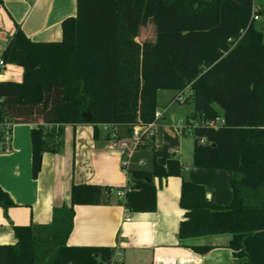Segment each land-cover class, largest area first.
Masks as SVG:
<instances>
[{
	"label": "trees",
	"instance_id": "1",
	"mask_svg": "<svg viewBox=\"0 0 264 264\" xmlns=\"http://www.w3.org/2000/svg\"><path fill=\"white\" fill-rule=\"evenodd\" d=\"M135 7L139 22L144 10L151 14V39L139 38L131 23ZM253 10L254 0H78L77 15L62 23V41L36 42L18 27L2 54L24 69L22 81H0L4 150L9 122L36 124L31 130L36 178L43 153L56 150L46 124L114 123L131 130L154 119L160 90L189 87L194 164L233 172L234 195L229 205H217L207 199L203 184L184 179L180 236L230 232L238 264H264V33L254 25ZM218 118L217 126L205 123ZM153 148L156 159L160 151ZM181 170L175 158L167 166L154 161L151 169L133 167L125 205L136 212L156 210L155 178ZM110 191L74 183L71 204L56 207L50 223L13 225L16 242L0 244V264H107L115 248L67 240L75 206L100 203ZM15 205L0 185L6 216Z\"/></svg>",
	"mask_w": 264,
	"mask_h": 264
},
{
	"label": "crops",
	"instance_id": "2",
	"mask_svg": "<svg viewBox=\"0 0 264 264\" xmlns=\"http://www.w3.org/2000/svg\"><path fill=\"white\" fill-rule=\"evenodd\" d=\"M254 25L264 33V0H254ZM78 12V0H0V45L5 49L18 27L36 42H59L64 37L62 23ZM256 22H259L257 24ZM23 67L7 63L0 81H22ZM188 95L185 102L176 97ZM189 87L183 91L160 90L158 108L160 119L154 158V148L146 145L134 156L133 167L139 159L167 166L172 158L182 165L181 175L156 177L157 208L154 211L129 210L116 190L129 183L121 167L119 139L128 137L125 124L116 127L117 138L103 124L56 123L46 124L48 143L56 150L43 153L42 167L35 178L32 170V138L34 123H8L9 142L4 150L0 125V185L16 203L6 216L0 207V244H13L16 237L13 225L48 224L56 207L71 204L74 183H93L110 186L103 201L77 204L73 229L68 244L74 246H110L124 253V264H238L230 248V232L182 238L180 225L186 209L180 204L183 180L203 184L206 197L217 205H229L233 200V172L224 169L202 168L194 164L191 154L183 155V138L187 119L195 111L189 98ZM185 117V119H183ZM58 134V135H57ZM209 246L208 252L196 247Z\"/></svg>",
	"mask_w": 264,
	"mask_h": 264
},
{
	"label": "built area",
	"instance_id": "3",
	"mask_svg": "<svg viewBox=\"0 0 264 264\" xmlns=\"http://www.w3.org/2000/svg\"><path fill=\"white\" fill-rule=\"evenodd\" d=\"M256 17V7L254 5V10L252 14V18ZM244 32V31H243ZM4 48L0 45V73H2L7 65V62L4 60L2 54L4 52ZM179 102H185L187 97H185L183 92H180L176 97ZM163 117V111L157 108L155 110L154 119L148 123H140L136 124L130 130V134L128 137L119 139V147L121 151V167L126 175L130 174L131 169L133 168V160L135 153L142 147L146 145H151L156 147V138L158 137L159 127H160V119ZM221 123V119L206 121V124L217 126ZM106 129H110L112 131V136L117 138L116 127L118 124L108 123L103 124ZM9 148L7 149V151ZM139 165L144 166L146 161L144 159H139ZM129 189V186L126 185L123 188H119L116 190L117 195L123 200L124 204L126 201V192ZM127 207V206H126ZM128 213L125 216L126 220L131 219V215ZM107 264H124V253L121 249L115 248L114 252L111 256L110 261Z\"/></svg>",
	"mask_w": 264,
	"mask_h": 264
},
{
	"label": "rangeland",
	"instance_id": "4",
	"mask_svg": "<svg viewBox=\"0 0 264 264\" xmlns=\"http://www.w3.org/2000/svg\"><path fill=\"white\" fill-rule=\"evenodd\" d=\"M144 11H145L144 17L142 21L139 22L140 13H139L138 7L133 8V11L131 13V23L135 27H138L139 38L142 37V34H143L145 35L146 39L148 38L151 39L152 34H153L152 18H151V14L149 12H146L147 9ZM261 21H264V16L261 18ZM256 23L259 24V22H256ZM15 65H18V64H15ZM189 94L190 93L187 92L185 97H188ZM215 106H216V109L220 112V114L223 115V109L221 108V106H219L218 104H215ZM183 119H185V117ZM196 138L197 137L192 132V126L191 125L186 126V132L184 133V138H183V155L184 156L192 153V149L195 145ZM150 166H151V162L147 161L143 167L149 168Z\"/></svg>",
	"mask_w": 264,
	"mask_h": 264
}]
</instances>
